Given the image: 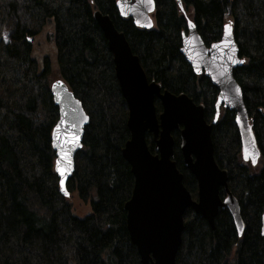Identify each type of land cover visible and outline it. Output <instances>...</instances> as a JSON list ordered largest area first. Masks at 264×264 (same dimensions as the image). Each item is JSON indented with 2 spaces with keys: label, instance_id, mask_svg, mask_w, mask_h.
Here are the masks:
<instances>
[{
  "label": "trees",
  "instance_id": "trees-1",
  "mask_svg": "<svg viewBox=\"0 0 264 264\" xmlns=\"http://www.w3.org/2000/svg\"><path fill=\"white\" fill-rule=\"evenodd\" d=\"M116 1L0 0V36H6L0 40V264H141L125 226L124 205L134 183L121 156L130 137L128 110L94 12L108 16L124 35L148 82L203 106L208 124L217 89L181 56V36L190 22L208 47L231 23L243 59L233 78L259 150L258 164L243 163L235 116L221 107L211 126L213 158L228 175L242 231L237 233L227 208L218 209L214 229L188 209L175 264H264V0H180L181 10L175 0H153L151 30L122 19ZM45 27L53 30L58 75L89 119L66 184L69 194L90 202L91 213L84 219L71 215L53 171L51 131L58 112L49 89L51 68L44 57L42 73L36 72L27 43ZM154 106L159 114L157 101ZM174 142L175 165L185 188L195 192V179L182 165L178 133ZM147 143L153 152L151 140Z\"/></svg>",
  "mask_w": 264,
  "mask_h": 264
},
{
  "label": "water",
  "instance_id": "water-1",
  "mask_svg": "<svg viewBox=\"0 0 264 264\" xmlns=\"http://www.w3.org/2000/svg\"><path fill=\"white\" fill-rule=\"evenodd\" d=\"M175 2L181 10V1ZM115 4L118 15L122 19H131L134 27L154 28L153 0H117ZM92 17L106 40L114 75L128 110L126 127L130 137L121 149V156L130 168L134 183L131 197L124 205L125 226L141 264H175L182 241L183 215L188 209L214 229L218 209L227 208L237 233L241 234L238 203L227 187L226 171L214 162L210 137L211 126L218 120L219 110L223 107L235 116L242 161L253 167L258 164L259 150L253 139L241 89L233 78V72L242 66L243 59L238 56L231 23L226 24L227 30L226 25L223 26L220 40L208 47L190 22H187L186 33L181 36V56L195 74L203 73L217 89L214 119L208 124L203 106L195 105L186 95H171L154 81L148 82L137 55L132 53L124 35L114 28L108 16L94 12ZM49 89L58 112L56 125L51 131L55 159L53 171L59 182V194L68 198L67 180L74 171V156L82 148L83 130L89 119L81 102L62 79L52 82ZM155 101L161 108L159 114ZM175 133L179 135L182 165L195 179V200L185 188L184 177L173 160ZM148 136H151L154 152L146 143ZM220 191L224 194L223 200ZM260 220V232L264 237V213Z\"/></svg>",
  "mask_w": 264,
  "mask_h": 264
},
{
  "label": "rangeland",
  "instance_id": "rangeland-1",
  "mask_svg": "<svg viewBox=\"0 0 264 264\" xmlns=\"http://www.w3.org/2000/svg\"><path fill=\"white\" fill-rule=\"evenodd\" d=\"M51 28L45 27L42 30V33L34 40V48H33V55H36L38 59H42L47 57L49 59V66L51 68V82L56 81L57 79H61L57 72V67L55 65L56 62V54H55V45L51 41L52 36ZM5 34L0 36V40H5ZM148 142L151 140V137L147 138ZM196 193L191 192V198L193 200L196 199ZM69 205L71 206V215L77 217L79 219H84L85 216L91 213V204L89 201L82 202L78 198V194L73 192L70 194V197L67 199Z\"/></svg>",
  "mask_w": 264,
  "mask_h": 264
},
{
  "label": "flooded vegetation",
  "instance_id": "flooded-vegetation-1",
  "mask_svg": "<svg viewBox=\"0 0 264 264\" xmlns=\"http://www.w3.org/2000/svg\"><path fill=\"white\" fill-rule=\"evenodd\" d=\"M40 34L34 35L33 37H31L30 39H27V43H29V45L31 46V55L33 56V60H34V66H35V70L38 74H41L43 71V60L42 59H38L36 57V55H33V48H34V40L39 36ZM182 40V39H181ZM4 42L6 41L3 40ZM181 47V46H180ZM158 102V101H157ZM258 162V161H257Z\"/></svg>",
  "mask_w": 264,
  "mask_h": 264
},
{
  "label": "snow or ice",
  "instance_id": "snow-or-ice-1",
  "mask_svg": "<svg viewBox=\"0 0 264 264\" xmlns=\"http://www.w3.org/2000/svg\"><path fill=\"white\" fill-rule=\"evenodd\" d=\"M149 2H150V0H149ZM225 28H226V30H227V28H228V26L226 25L225 26ZM237 91H239V89H237ZM86 119V118H85ZM73 139H75V137L73 138ZM245 158L247 159V153L245 154ZM255 161H253V163H254ZM59 163V162H58ZM59 170V169H58Z\"/></svg>",
  "mask_w": 264,
  "mask_h": 264
},
{
  "label": "bare ground",
  "instance_id": "bare-ground-1",
  "mask_svg": "<svg viewBox=\"0 0 264 264\" xmlns=\"http://www.w3.org/2000/svg\"><path fill=\"white\" fill-rule=\"evenodd\" d=\"M219 209H221V208H219Z\"/></svg>",
  "mask_w": 264,
  "mask_h": 264
}]
</instances>
